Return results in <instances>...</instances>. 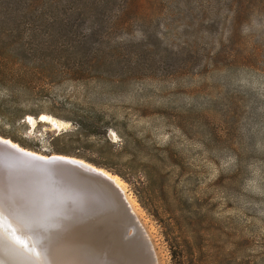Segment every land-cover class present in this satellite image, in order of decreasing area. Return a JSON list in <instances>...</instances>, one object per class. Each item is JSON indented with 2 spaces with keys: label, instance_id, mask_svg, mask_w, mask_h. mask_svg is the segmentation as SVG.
Masks as SVG:
<instances>
[{
  "label": "rangeland",
  "instance_id": "1",
  "mask_svg": "<svg viewBox=\"0 0 264 264\" xmlns=\"http://www.w3.org/2000/svg\"><path fill=\"white\" fill-rule=\"evenodd\" d=\"M26 23L38 33L0 36V51L38 79L13 86L8 104L27 114L0 117V132L54 154L48 132L69 123L49 111L106 110L128 181L102 168L134 200L156 264H264V0H0L1 33ZM117 263L0 222V264Z\"/></svg>",
  "mask_w": 264,
  "mask_h": 264
},
{
  "label": "water",
  "instance_id": "2",
  "mask_svg": "<svg viewBox=\"0 0 264 264\" xmlns=\"http://www.w3.org/2000/svg\"><path fill=\"white\" fill-rule=\"evenodd\" d=\"M108 172L82 158L41 154L0 135V222L17 224L25 233L81 240L116 253L117 264L126 258L156 264L138 217Z\"/></svg>",
  "mask_w": 264,
  "mask_h": 264
},
{
  "label": "trees",
  "instance_id": "3",
  "mask_svg": "<svg viewBox=\"0 0 264 264\" xmlns=\"http://www.w3.org/2000/svg\"><path fill=\"white\" fill-rule=\"evenodd\" d=\"M64 26L70 25L67 20L61 21ZM21 29L0 32V36H10L18 33L25 37L33 36L38 33L37 29L29 24H20ZM1 50V49H0ZM33 69L23 60L9 55L7 52L0 51V117L6 118L9 122H17L27 114L24 106H11L8 102L18 103L20 94H16L14 85L30 84L38 79L34 75ZM40 79V78H39ZM15 93V94H14ZM9 99H7V98ZM62 113L49 111L54 117L69 123L68 127L55 128L48 132L47 143L49 152L75 156L82 158L98 167H104L113 173L118 174L124 180V172L113 168V160L120 158V150L127 146V141L122 139L118 142L113 140L110 135V129H115L110 115L106 110H79L73 106H58ZM37 116L38 114H33ZM1 136L12 139L20 146L31 150H37V147L27 144L26 141L18 140L9 134L0 132ZM122 159V157H121Z\"/></svg>",
  "mask_w": 264,
  "mask_h": 264
},
{
  "label": "bare ground",
  "instance_id": "4",
  "mask_svg": "<svg viewBox=\"0 0 264 264\" xmlns=\"http://www.w3.org/2000/svg\"><path fill=\"white\" fill-rule=\"evenodd\" d=\"M29 120H33V118L31 116H28ZM41 119H44V120H47V121H53V118L49 117L48 115H44L42 114L41 115ZM55 122V121H54ZM107 172V171H106ZM109 175H111V177L113 178V180L115 181V183L122 189V191L125 193V189H124V186H123V183H122V180L117 176V175H114V174H111L108 172ZM125 196H126V199L132 209V211L135 213V215L137 217L140 218V213H139V209L137 208V206L135 205V202L134 200H132L126 193H125ZM138 218V219H139Z\"/></svg>",
  "mask_w": 264,
  "mask_h": 264
}]
</instances>
